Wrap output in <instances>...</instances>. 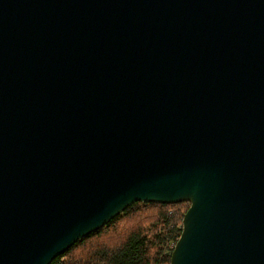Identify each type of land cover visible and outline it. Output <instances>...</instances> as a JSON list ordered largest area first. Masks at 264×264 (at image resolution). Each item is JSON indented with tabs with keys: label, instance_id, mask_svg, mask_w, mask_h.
<instances>
[{
	"label": "water",
	"instance_id": "95a60500",
	"mask_svg": "<svg viewBox=\"0 0 264 264\" xmlns=\"http://www.w3.org/2000/svg\"><path fill=\"white\" fill-rule=\"evenodd\" d=\"M138 201L189 203L169 264H264V0H0V264Z\"/></svg>",
	"mask_w": 264,
	"mask_h": 264
},
{
	"label": "trees",
	"instance_id": "16d2710c",
	"mask_svg": "<svg viewBox=\"0 0 264 264\" xmlns=\"http://www.w3.org/2000/svg\"><path fill=\"white\" fill-rule=\"evenodd\" d=\"M188 205L135 202L50 264H169Z\"/></svg>",
	"mask_w": 264,
	"mask_h": 264
}]
</instances>
